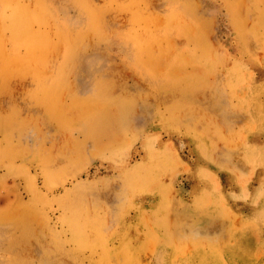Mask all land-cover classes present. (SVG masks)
Listing matches in <instances>:
<instances>
[{"label": "rangeland", "instance_id": "rangeland-1", "mask_svg": "<svg viewBox=\"0 0 264 264\" xmlns=\"http://www.w3.org/2000/svg\"><path fill=\"white\" fill-rule=\"evenodd\" d=\"M0 264H264V0H0Z\"/></svg>", "mask_w": 264, "mask_h": 264}, {"label": "bare ground", "instance_id": "bare-ground-1", "mask_svg": "<svg viewBox=\"0 0 264 264\" xmlns=\"http://www.w3.org/2000/svg\"><path fill=\"white\" fill-rule=\"evenodd\" d=\"M179 247V246H178Z\"/></svg>", "mask_w": 264, "mask_h": 264}]
</instances>
